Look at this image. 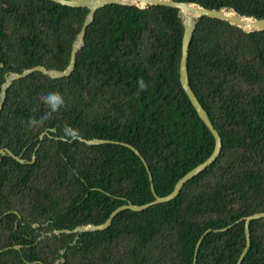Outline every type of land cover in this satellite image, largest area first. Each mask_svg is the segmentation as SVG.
<instances>
[{
  "label": "trees",
  "instance_id": "trees-1",
  "mask_svg": "<svg viewBox=\"0 0 264 264\" xmlns=\"http://www.w3.org/2000/svg\"><path fill=\"white\" fill-rule=\"evenodd\" d=\"M173 1L264 19V0ZM87 12L49 0H0V88L9 73L64 70ZM182 35L173 8L107 5L87 27L69 76L34 72L7 89L0 150L24 163L0 155V264H192L207 230L195 264H236L245 246L237 221L264 212V31L244 33L207 17L190 41L187 76L221 138L217 159L169 202L122 210L101 231L54 233L100 225L122 205L154 200L133 151L65 142V125L84 140L135 148L158 197L212 153L213 136L179 82ZM49 92L65 106L28 131V119L47 111ZM249 234L240 264H264V218L250 222Z\"/></svg>",
  "mask_w": 264,
  "mask_h": 264
},
{
  "label": "water",
  "instance_id": "water-1",
  "mask_svg": "<svg viewBox=\"0 0 264 264\" xmlns=\"http://www.w3.org/2000/svg\"><path fill=\"white\" fill-rule=\"evenodd\" d=\"M51 2L57 3L62 6H67V7H72V8H86L87 9V15L84 19V22L82 24V27L79 31V33L76 36V39L74 43L72 44L71 47V52H70V57H69V62L67 67L62 70H47L43 66H35L29 69L23 70L21 73H9L5 75V80L4 83L1 85L0 88V112L3 107L5 98H6V91L8 88H10L11 84L14 81L20 80L22 78L27 77L28 75L34 73V72H40L41 74L49 77L50 79H59V78H64L69 76L75 65L76 61V56L77 53L80 51V49L84 45V36H85V31L87 27L93 22L94 20V15L96 11L99 9L107 6V5H121V6H134L138 7L140 9H144L150 6H164V7H169L173 8L177 11V16L178 18L182 21L183 25V35H182V40H181V57L179 61V82L180 85L186 94L188 100L190 101L192 107L194 108L197 116L199 119L202 121V123L209 129L210 133L213 136L214 139V147L212 150V153L210 156L191 169L189 172H187L183 177H181L175 184L173 191L164 196V197H158L155 195L153 186L151 183V175L149 173V169L147 167L146 162L144 159L140 156L139 152L133 148L132 146L125 144V143H118V142H111V141H106V140H101V139H91V140H84L82 138H78L80 142L85 143L86 145H100V144H105V143H111V144H120L124 147H127L131 151H133L141 160L143 163L144 167L146 168V171L148 172V177L150 181V189L151 192L154 196V200L146 203L144 205L140 206H135L132 204H127V205H122L115 209L107 218V220L100 224V225H84V226H79L76 227L73 230H60V231H54L55 234H60V233H66V234H71V233H84V232H94V231H101L108 227L113 218L122 210H131L134 212H140L143 211L153 205L160 204V203H165L169 202L170 200H173L178 196L180 193L182 187L184 184L201 173L203 170H205L209 165H211L218 157L221 151V138L218 134V132L214 129L213 125L208 119L206 111L203 109V107L200 105L198 102L196 96L194 95L192 89L189 86L188 82V76H187V58H188V48L190 45V41L192 39L193 33L195 31V27L197 22L201 17H207L210 19H218L221 21H225L229 23L231 26L237 27L241 29L244 33H253V32H260L264 31V19H256L254 17H247V16H241L239 15L236 11H234L231 8H221V9H206L203 8L195 3H185V2H177L173 0H49ZM54 132V130H51ZM46 133H42L39 136V139L41 140ZM0 155H7L14 159L15 161L23 164L24 160L21 159L18 156H15L10 150L7 148L1 149L0 150ZM35 160V155L33 154L32 156V161ZM7 214V213H5ZM19 218V216H18ZM264 218V212L262 213H256L250 216H247L245 218L239 219L237 222H243L244 224V234H245V246L239 256V259L237 260L236 264H240L249 248L250 244V234H249V224L253 220H258ZM236 222V223H237ZM230 228V226L216 230L215 232H222L226 229ZM210 230L205 231L200 238L198 239L195 250H194V256H193V263L195 264L196 261V255L198 251V247L203 239V237L208 234ZM20 246H15V249H19Z\"/></svg>",
  "mask_w": 264,
  "mask_h": 264
},
{
  "label": "clouds",
  "instance_id": "clouds-1",
  "mask_svg": "<svg viewBox=\"0 0 264 264\" xmlns=\"http://www.w3.org/2000/svg\"><path fill=\"white\" fill-rule=\"evenodd\" d=\"M138 92H143L147 89V84L143 78H138L137 80ZM43 104L47 111L40 117H30L27 123L28 131H38L43 128L46 121L54 114L58 113L61 108L65 106V99L59 92H49L42 97ZM79 138V131L72 128L69 125H65L62 129L61 139L65 142H72Z\"/></svg>",
  "mask_w": 264,
  "mask_h": 264
}]
</instances>
